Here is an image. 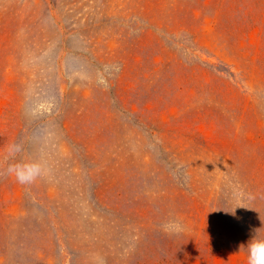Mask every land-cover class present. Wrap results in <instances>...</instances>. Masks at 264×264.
<instances>
[{
	"label": "rangeland",
	"instance_id": "374dc122",
	"mask_svg": "<svg viewBox=\"0 0 264 264\" xmlns=\"http://www.w3.org/2000/svg\"><path fill=\"white\" fill-rule=\"evenodd\" d=\"M256 230L264 0H0V264H247Z\"/></svg>",
	"mask_w": 264,
	"mask_h": 264
},
{
	"label": "clouds",
	"instance_id": "9594fccd",
	"mask_svg": "<svg viewBox=\"0 0 264 264\" xmlns=\"http://www.w3.org/2000/svg\"><path fill=\"white\" fill-rule=\"evenodd\" d=\"M22 151L18 144H12L7 150V159L13 161L9 163L8 174L13 176L20 185H30L37 179L47 174V169L42 161L20 159L16 160V155ZM165 233L179 234L184 230L181 221L173 219L163 226ZM247 256V264H264V236L256 230L252 237L244 246Z\"/></svg>",
	"mask_w": 264,
	"mask_h": 264
}]
</instances>
